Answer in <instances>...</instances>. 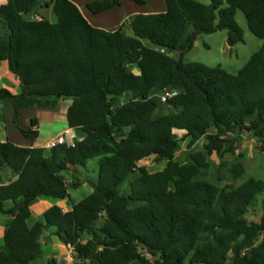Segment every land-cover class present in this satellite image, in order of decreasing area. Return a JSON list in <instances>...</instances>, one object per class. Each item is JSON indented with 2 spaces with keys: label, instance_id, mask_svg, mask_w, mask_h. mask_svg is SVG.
<instances>
[{
  "label": "trees",
  "instance_id": "trees-1",
  "mask_svg": "<svg viewBox=\"0 0 264 264\" xmlns=\"http://www.w3.org/2000/svg\"><path fill=\"white\" fill-rule=\"evenodd\" d=\"M225 2L222 8L220 0H163L162 12L130 18L131 36L122 26H93L71 0L0 5V59L20 83L16 93L0 88L13 127L35 139V129L19 127L21 111L53 107L64 97L71 100L68 128L80 136L51 149L0 141V174L8 169L15 176L0 181V264H33L43 231L72 249L73 264H264V213L258 221L247 217L258 195L264 207V180L250 176L221 186L204 178L207 158L234 155L244 130L264 154V0ZM117 5L100 0L86 9L98 14ZM43 6L51 7L54 21L33 18ZM237 10L263 43L236 74L183 62L197 29H226L229 46L242 42ZM171 47L184 50L179 61ZM165 88L178 95L161 103L157 94ZM159 105L172 111L155 116ZM200 139L202 147L193 149ZM96 157L90 194L66 212L53 204L28 224L31 204L39 197L68 198V190L84 182L72 168L79 172ZM150 157L163 163L160 170L137 165ZM47 264L60 263L52 256Z\"/></svg>",
  "mask_w": 264,
  "mask_h": 264
},
{
  "label": "rangeland",
  "instance_id": "rangeland-1",
  "mask_svg": "<svg viewBox=\"0 0 264 264\" xmlns=\"http://www.w3.org/2000/svg\"><path fill=\"white\" fill-rule=\"evenodd\" d=\"M147 5H138L133 1L130 0H119L121 3V8H119L120 14H122L121 23L117 25H104V27L111 29L113 27L117 28L122 26V31L131 36V30L129 27V21L131 16L123 18L130 12L131 10H138L142 12L143 10H148L150 7L158 0H145ZM202 4L208 5L210 4V0H196ZM221 1V7L226 6L225 0ZM82 14L87 20L93 25L96 26L94 22V18L92 13L83 9ZM52 21L55 20L54 15L51 16ZM104 19L101 16L96 15V21L102 22ZM235 20L237 25L240 27L242 31L243 41L235 44L234 46H229L226 42L227 37V30L226 29H217L211 33H201L198 34L193 41L191 49L186 51L183 55V62H198L202 63L206 66L215 67L219 66L226 72L230 74H236L237 71L247 62L249 57L257 51L263 43V40L255 37L249 30L244 18L243 13L240 10H237L235 13ZM95 21V22H96ZM144 44L150 46V43L144 41ZM6 78L0 80V84L3 87L7 86ZM127 98H123L122 100H126ZM71 101V100H70ZM1 107V106H0ZM3 109L0 108V122L2 127H4V112ZM172 111L171 107H167L164 105H159L158 109L155 111L154 115H162L167 114L168 112ZM1 127V130H2ZM74 136L71 138H78L80 137L77 132L73 131ZM204 143V139H200L198 142L195 143L193 149H200ZM237 148L234 155L226 154L222 159L217 158L214 154L210 155L207 160L210 163V167L208 173L204 178L209 181H217L219 185L223 186L225 184H230L232 186H237L240 182L245 180L246 178L252 176L255 178H260L264 180V154L257 150V142L255 138H253L250 134L247 136H241L237 142ZM185 151H186V141L181 142L179 144V148L176 152L177 159L184 160L185 158ZM98 161L99 158H92L89 159L85 167L80 168L79 173L83 174V183L77 189H69L68 195L69 197L66 199V203L68 205L74 204L80 201L82 198L87 196L92 192L91 185L87 182H95L97 179L98 173ZM239 163L240 167L235 168L234 164ZM138 166H144L147 171L149 172H156L162 168L163 163H158L154 157H150L139 161L137 163ZM233 171V172H232ZM237 175L234 178V175ZM128 181L126 179L120 186V192L126 193L128 190ZM53 204L57 202V205L61 206L62 203L65 201L63 200H52L50 198H46ZM262 196H257V203L254 207L251 208L250 213L248 214V218H251L254 221H258L259 217L264 213V207L262 205ZM35 203V202H34ZM33 203V204H34ZM32 204V205H33ZM52 204V205H53ZM33 208V215L38 212L37 208ZM41 216V215H40ZM2 217V216H0ZM1 219V218H0ZM0 245L3 244L2 239V225L0 227ZM48 240L43 238L41 241V255L34 261V264H47V259L55 255V258L59 261L60 264H73V254L72 249L62 244L56 238L51 240L47 244ZM54 250V252H53ZM53 252V253H52Z\"/></svg>",
  "mask_w": 264,
  "mask_h": 264
},
{
  "label": "crops",
  "instance_id": "crops-1",
  "mask_svg": "<svg viewBox=\"0 0 264 264\" xmlns=\"http://www.w3.org/2000/svg\"><path fill=\"white\" fill-rule=\"evenodd\" d=\"M74 2L79 10L83 11V9H86V4L94 2V1H100V0H71ZM119 1V0H118ZM145 1V0H144ZM7 2V0H0V5H3ZM147 5V2L145 1V4L143 6ZM121 3L119 2V5L110 8L106 11H103L98 14H92L94 18V24L96 27L103 28L105 30H113L115 27L108 29L104 27L103 24L107 25H115V23L120 24L122 19V14H120L119 8H121ZM164 10V3L163 0L156 1L148 10H143L140 13H156V12H162ZM88 11V10H87ZM139 11L134 9L128 12L126 16L123 18H126L128 16H133L134 14H137ZM96 15L103 17V21L100 23L96 21ZM40 16L46 17L49 21L52 22L51 16L52 11L50 6H43L42 8H39L36 13H34L33 18L39 19ZM86 18V17H85ZM87 19V18H86ZM96 21V22H95ZM89 22V21H88ZM90 23V22H89ZM3 78L8 79L7 80V86L3 87L0 84V88H6L9 91L16 93L20 88V83L16 76L9 73L7 69V63L5 59H0V80ZM71 101L68 99H62L60 100L55 106L49 107V108H37V107H29L25 108L21 111V114L19 116V127L24 130L28 129H35L37 131V137L35 139L29 140L26 139L18 130H16L13 127L12 124V110L11 107L8 104H1L0 108L3 109L2 112H4L5 118H4V127H2V124L0 122V141L8 140L9 142L22 146V147H40L44 148L46 143L55 137L59 133L68 132L69 135L66 136V140L69 141L71 139V136H74V133L71 129L68 128L67 125V119H66V111L68 106L70 105ZM36 120V125L34 127L31 126V119ZM2 127V130H1ZM78 137V133H77ZM80 138V137H78ZM15 176L8 170L5 169L0 174V181L2 184H7L10 181L14 180ZM48 198V197H46ZM67 199V198H66ZM66 199L64 203L61 204V209L63 212H66L71 209V205H68L66 203ZM52 202H50L48 199H45L44 197H39L35 203L30 205V211H31V219L28 221V224H31L32 222L36 220H40L43 212L50 206H52ZM57 205V202H55ZM37 208L38 212L33 215V208ZM41 215V216H40ZM0 227H1V220L2 217H0ZM1 233V230H0ZM45 235V234H44ZM48 240L47 244L53 240L58 238L53 235H48L44 237ZM54 252V250H53ZM52 252V253H53ZM55 258V255H53ZM57 260V258H55ZM58 261V260H57ZM59 262V261H58ZM34 264V263H33Z\"/></svg>",
  "mask_w": 264,
  "mask_h": 264
},
{
  "label": "built area",
  "instance_id": "built-area-1",
  "mask_svg": "<svg viewBox=\"0 0 264 264\" xmlns=\"http://www.w3.org/2000/svg\"><path fill=\"white\" fill-rule=\"evenodd\" d=\"M177 95H178V91H176L174 89L165 88V89H162L161 91H159V93L157 94V97L161 103H166L168 100L176 97ZM67 135H69L68 132H63V133L57 134L55 137H53L52 139H50L46 143V145L44 146V149H51L54 146L63 144L65 142H68L72 145L73 138H71L69 141H67L66 140Z\"/></svg>",
  "mask_w": 264,
  "mask_h": 264
},
{
  "label": "water",
  "instance_id": "water-1",
  "mask_svg": "<svg viewBox=\"0 0 264 264\" xmlns=\"http://www.w3.org/2000/svg\"><path fill=\"white\" fill-rule=\"evenodd\" d=\"M201 33H205V34H207V33H211V31L202 30V29H197V30H196V31L190 36V40H191V41H194L195 38H196V36H197L198 34H201ZM168 50L171 51V52H174V51H175L174 48H172V47L169 48ZM183 51H184V50H176V51H175V53H176V57H175V58H176V61H179V60L181 59V54H182ZM176 66H177V65H176V63H175V64H174V70H176ZM61 98L63 99L64 97H61ZM181 108H183V107H181ZM244 134L247 136V135L249 134V132H248L247 130H244ZM71 172H72L76 177H78V178H83V174L77 172L75 168H72ZM87 182L91 185L92 189L95 187V183H94V182H89V181H87ZM45 232H46V231H43L42 234L40 235L39 242H41V241L43 240Z\"/></svg>",
  "mask_w": 264,
  "mask_h": 264
}]
</instances>
